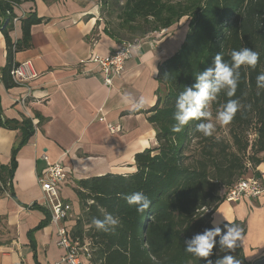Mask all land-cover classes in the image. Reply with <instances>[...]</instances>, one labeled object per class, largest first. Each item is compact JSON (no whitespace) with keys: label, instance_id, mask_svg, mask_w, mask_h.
Wrapping results in <instances>:
<instances>
[{"label":"trees","instance_id":"1","mask_svg":"<svg viewBox=\"0 0 264 264\" xmlns=\"http://www.w3.org/2000/svg\"><path fill=\"white\" fill-rule=\"evenodd\" d=\"M28 1L33 0H0V12H13L14 6ZM43 1L50 4L59 0ZM103 2L107 5L110 0ZM183 18L189 20L188 33L179 51L160 64L158 101L147 111L158 146L136 155L133 173L107 174L78 182L76 193L82 216L74 237L90 243L93 264H207V260L187 254L183 241L212 228L213 214L225 202L227 191L264 161V90L257 95L256 87V77L264 71V0H125L117 23L107 21L104 32L118 44L140 43ZM44 21L37 13L28 15L22 22L23 36L14 43L10 38L11 21L0 27L7 43V65L1 72L7 89L20 86L11 76L13 67L19 65L15 55L32 48V28ZM245 47L259 52L260 58L255 70H240L232 99H238L241 106L227 125L228 136L213 133L205 137L195 127L200 121H192L182 132L173 133L172 117L180 92L195 83V76L212 65L217 53L222 51L229 61L232 50ZM228 99L221 93L208 110L217 114ZM45 122L41 117L37 124L28 117L22 122L10 121L3 117L0 105V126L21 132L11 165L0 164L1 196L9 193L15 198L17 155ZM137 191L152 202L144 215L137 214L119 195ZM23 207L49 213L39 203ZM105 212L120 220L108 233L92 224L94 217L103 219ZM50 223L49 213L37 230ZM224 223L219 225L222 229ZM229 223L239 225L244 237L245 223ZM33 233L30 236L34 247ZM227 254L241 264H264V257L247 262L241 241ZM223 255L217 243L209 259L215 262Z\"/></svg>","mask_w":264,"mask_h":264},{"label":"crops","instance_id":"2","mask_svg":"<svg viewBox=\"0 0 264 264\" xmlns=\"http://www.w3.org/2000/svg\"><path fill=\"white\" fill-rule=\"evenodd\" d=\"M97 10L75 0L50 4L33 0L14 6L13 17L17 21L11 22L13 43L22 38V22L28 15L37 13L45 18L32 28V48L15 55L17 63L31 61L38 73V78L27 86L7 89L1 80L8 52L0 30L3 117L18 122L28 117L34 123H39V117L46 119L17 155L15 198L0 195V264H57L67 253L58 245V225L50 223L37 230L50 212L23 207L44 202L37 180L47 167L44 155L52 163H63L69 174V182L61 193L72 205L73 213L62 225L74 235L82 216L76 193L78 182L107 174L133 173L136 155L158 146L147 111L158 101L160 64L179 51L189 28L175 25L141 41L123 75L109 87L95 64L83 63L94 55L107 56L119 46L104 32L105 24L98 18ZM125 96L131 98L129 102H125ZM141 97L144 106L134 108L131 101ZM23 100L27 102L24 104ZM20 136L19 130L0 126V164L11 165L12 151ZM255 173L264 185V161L248 176L256 177ZM214 219L245 223L241 245L247 262L264 257V195L237 203L225 201L214 212ZM81 259L84 264H93L84 255Z\"/></svg>","mask_w":264,"mask_h":264},{"label":"clouds","instance_id":"3","mask_svg":"<svg viewBox=\"0 0 264 264\" xmlns=\"http://www.w3.org/2000/svg\"><path fill=\"white\" fill-rule=\"evenodd\" d=\"M229 56L230 60L226 61L222 51L217 53L212 65L195 76V83L180 92L172 117L174 123L171 125V131L173 133L182 132L192 121H200L195 125L196 130L205 137L212 136L215 126L211 122L212 113L208 109L221 93L229 99L217 110L215 119L223 126L232 122L241 106L238 99H232L236 95L240 70L242 67L245 70L248 68L255 70L260 53L245 47L241 50H232ZM256 87L257 95H260L264 90V71L257 75ZM130 99L128 96L124 97L125 102H129ZM131 103L134 108L139 109L144 106L145 101L141 97L139 101H131ZM119 195L129 206L134 207L139 215H144L152 203L148 196L141 191ZM222 222L214 219L212 228L205 229L191 239L184 240V251L194 258L207 260V264H241L239 259L227 253L234 250L238 246V242L242 241V229L239 225L230 224L228 221L223 224L222 229L219 226ZM119 223V217L107 212L103 214V219L96 217L92 219L95 228L105 233L114 231ZM217 237H219L218 241ZM217 243L220 246V251L225 255L219 256L213 262L209 257L213 255Z\"/></svg>","mask_w":264,"mask_h":264},{"label":"built area","instance_id":"4","mask_svg":"<svg viewBox=\"0 0 264 264\" xmlns=\"http://www.w3.org/2000/svg\"><path fill=\"white\" fill-rule=\"evenodd\" d=\"M17 21L13 17V12L6 11L3 15L0 12V27ZM140 43L124 42L110 52L107 56L94 55L83 61L84 64H95L103 76V81L106 86L111 87L114 80L123 75L127 61L133 56V51ZM11 76L20 86H27L38 78V73L34 69L31 61L19 63L11 70ZM24 104L27 100L22 101ZM37 124V123H34ZM112 131L116 128L109 125ZM47 162V167L37 176V180L44 194V202L40 205L44 206L51 214V224L58 225V245L67 251L57 264H84L82 256L90 259V243L81 241L75 238L70 230L62 225V222L69 220L72 217L73 207L66 202L61 193L62 187L69 182V174L66 171L65 165L61 162L52 163L47 155L43 156ZM9 196V193H6ZM264 195V185L255 176H247L240 179L233 187L225 194V201L237 203L244 198H259Z\"/></svg>","mask_w":264,"mask_h":264},{"label":"rangeland","instance_id":"5","mask_svg":"<svg viewBox=\"0 0 264 264\" xmlns=\"http://www.w3.org/2000/svg\"><path fill=\"white\" fill-rule=\"evenodd\" d=\"M62 1V0H59ZM79 1L83 4L91 5L93 8H98L97 16L102 23L106 25L107 21L113 20L114 23L118 21V15L120 13V8L122 7L125 0H110V3L105 5L103 0H75ZM178 26L189 28V20L188 18H183L180 23L176 24ZM212 113V112H211ZM216 114L212 113L211 122L214 124V131L217 136H228V126L220 125L216 119Z\"/></svg>","mask_w":264,"mask_h":264}]
</instances>
